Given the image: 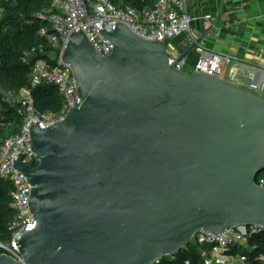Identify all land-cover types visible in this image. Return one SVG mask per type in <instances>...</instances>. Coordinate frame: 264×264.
Returning a JSON list of instances; mask_svg holds the SVG:
<instances>
[{"label": "water", "instance_id": "water-1", "mask_svg": "<svg viewBox=\"0 0 264 264\" xmlns=\"http://www.w3.org/2000/svg\"><path fill=\"white\" fill-rule=\"evenodd\" d=\"M218 24L203 22L197 44ZM106 37L107 57L69 38L81 103L32 128L39 164L20 156L15 168L38 227L18 241L22 261L0 264H154L201 230L264 226V98L193 73L196 44L178 71L162 42L126 25Z\"/></svg>", "mask_w": 264, "mask_h": 264}, {"label": "built area", "instance_id": "built-area-1", "mask_svg": "<svg viewBox=\"0 0 264 264\" xmlns=\"http://www.w3.org/2000/svg\"><path fill=\"white\" fill-rule=\"evenodd\" d=\"M199 0H154L152 6L137 11L126 6L123 0H52L53 9L58 11L49 18L51 28L41 29L42 37L60 51L53 64L37 62L31 70L34 84L54 85L65 100L62 114L53 116L37 111L32 94L28 90L13 93V99L19 104L18 113L23 119L17 134L7 138L0 146V178L13 186V208L15 218L11 227L12 239L9 243L0 241V255H7L22 261L18 241L29 232L37 229L38 222L31 213V185L25 175L15 168L20 156L23 163H33L37 167L39 154L34 149L31 130L37 126L47 129L62 121L66 114L81 103L79 84L73 67L64 61L63 53L73 34L83 33L95 52L101 57L110 56L114 45L106 34L114 32L119 25H126L136 35L166 45L168 63L182 71L187 58L179 60L168 44L181 35H186L188 42L196 44L194 52L197 60L193 73L203 74L224 80L226 69L231 82L236 87L264 98V66H249L231 54L218 52L205 45L197 44L193 34L192 5ZM247 71L246 81L240 85L239 79ZM18 98V101H17ZM257 185L264 187V175H259ZM264 233V226H238L221 234H212L201 230L192 238L189 245L200 249L198 260H186L184 264H249L248 255L254 251L250 240ZM188 246L185 247L187 249ZM241 249L240 252H238ZM165 259L173 262L175 257L166 256L154 264H164ZM264 264V255L257 258Z\"/></svg>", "mask_w": 264, "mask_h": 264}, {"label": "trees", "instance_id": "trees-1", "mask_svg": "<svg viewBox=\"0 0 264 264\" xmlns=\"http://www.w3.org/2000/svg\"><path fill=\"white\" fill-rule=\"evenodd\" d=\"M88 1V0H86ZM126 6L143 11L154 0H123ZM58 13L52 0H0V146L17 134L23 119L13 93L31 92L35 107L41 114L58 116L65 108V100L58 88L48 84H34L32 67L39 61L53 64L60 51L42 37L41 29L51 28L49 18ZM55 54L56 57L52 56ZM13 186L0 178V241L9 243L15 218ZM254 251L247 253L249 264H261L257 258L264 255V233L250 240ZM200 249L188 245L174 255L175 261L165 259L164 264H184L198 260Z\"/></svg>", "mask_w": 264, "mask_h": 264}, {"label": "crops", "instance_id": "crops-1", "mask_svg": "<svg viewBox=\"0 0 264 264\" xmlns=\"http://www.w3.org/2000/svg\"><path fill=\"white\" fill-rule=\"evenodd\" d=\"M190 14L195 19L192 30L197 40L203 36V22L209 29L219 20L215 36L209 34L203 45L231 54L249 66H264V0H199L191 6ZM180 38H183L182 42ZM174 43L179 48V57L191 45L184 34L169 43L168 47ZM226 71V81L231 82L229 69ZM247 74L245 70L239 79L240 85L245 83Z\"/></svg>", "mask_w": 264, "mask_h": 264}, {"label": "rangeland", "instance_id": "rangeland-1", "mask_svg": "<svg viewBox=\"0 0 264 264\" xmlns=\"http://www.w3.org/2000/svg\"><path fill=\"white\" fill-rule=\"evenodd\" d=\"M194 31V30H193ZM179 41L180 42H182L183 41V38H180L179 39ZM185 43V42H184ZM170 46L171 47H169L173 52H175V55L177 56V55H179V48L178 47H176L177 45L174 43V44H170ZM178 48V49H177ZM177 49V51H175ZM52 56H54V58L56 57V55L55 54H52ZM227 70V69H226ZM226 73H227V71L225 72V75H224V79L225 80H227V76H226ZM264 96V95H263ZM17 101H18V98H17ZM261 175H264V172L261 174ZM241 251V249L238 251V252H240Z\"/></svg>", "mask_w": 264, "mask_h": 264}]
</instances>
